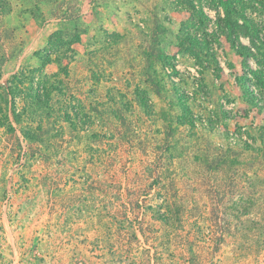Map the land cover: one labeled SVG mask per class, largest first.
Wrapping results in <instances>:
<instances>
[{
  "label": "rangeland",
  "instance_id": "obj_1",
  "mask_svg": "<svg viewBox=\"0 0 264 264\" xmlns=\"http://www.w3.org/2000/svg\"><path fill=\"white\" fill-rule=\"evenodd\" d=\"M220 1L0 0V264H264V0Z\"/></svg>",
  "mask_w": 264,
  "mask_h": 264
},
{
  "label": "trees",
  "instance_id": "obj_2",
  "mask_svg": "<svg viewBox=\"0 0 264 264\" xmlns=\"http://www.w3.org/2000/svg\"><path fill=\"white\" fill-rule=\"evenodd\" d=\"M219 4H220V6L222 7V9L225 11V14H226V21L227 22H229V24H230V26L232 25V26H237V24H236V21H232L230 18H229V14L230 13H233V12H236L234 9L233 10H231V2L229 1V0H221L220 2H219ZM203 16H205V18H207V17H209V15L207 14V13H205V12H203V11H199ZM238 14V13H237ZM65 19H68V18H66V17H64V19H63V21L65 20ZM61 35H62V31L61 30H57V31H55L54 32V34H53V38H56V39H58V38H60L61 37ZM230 38H228L229 39V43H230V45H231V47H233V49L235 50V51H238V49H237V46H236V44H235V38H232V35L230 34V35H228ZM77 39V38H76Z\"/></svg>",
  "mask_w": 264,
  "mask_h": 264
}]
</instances>
